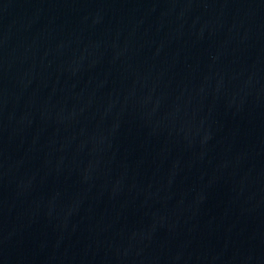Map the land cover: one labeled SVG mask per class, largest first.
I'll return each instance as SVG.
<instances>
[{
	"label": "water",
	"instance_id": "1",
	"mask_svg": "<svg viewBox=\"0 0 264 264\" xmlns=\"http://www.w3.org/2000/svg\"><path fill=\"white\" fill-rule=\"evenodd\" d=\"M0 264H264V0H0Z\"/></svg>",
	"mask_w": 264,
	"mask_h": 264
}]
</instances>
